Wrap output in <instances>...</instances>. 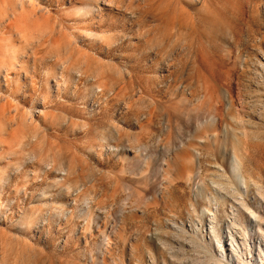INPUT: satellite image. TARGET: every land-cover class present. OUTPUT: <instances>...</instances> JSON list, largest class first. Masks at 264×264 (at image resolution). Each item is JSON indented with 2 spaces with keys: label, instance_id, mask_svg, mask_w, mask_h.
I'll use <instances>...</instances> for the list:
<instances>
[{
  "label": "rangeland",
  "instance_id": "rangeland-1",
  "mask_svg": "<svg viewBox=\"0 0 264 264\" xmlns=\"http://www.w3.org/2000/svg\"><path fill=\"white\" fill-rule=\"evenodd\" d=\"M31 1L51 18L28 23L31 44L8 20L0 30L23 55L0 74V264H264V114L246 98L264 93V0ZM236 50L251 57L246 74ZM62 66L82 73L69 82ZM230 83L251 118L247 194L213 146L199 175L188 161L171 172L164 150L189 101Z\"/></svg>",
  "mask_w": 264,
  "mask_h": 264
},
{
  "label": "bare ground",
  "instance_id": "bare-ground-1",
  "mask_svg": "<svg viewBox=\"0 0 264 264\" xmlns=\"http://www.w3.org/2000/svg\"><path fill=\"white\" fill-rule=\"evenodd\" d=\"M90 1H92V0H90ZM93 1H92V3H93ZM94 3H95V1H94ZM88 11H89L88 13H91V12L92 13H98V11H100L98 4L97 3L93 4V6H91L88 9ZM41 13H42V10L41 9L38 10V7L36 6V4H34L31 0H0V30L2 27L1 26L2 23H4L6 20H8V21H6L8 23H5V24H9L10 26L14 25V28H16V31L18 33L16 35L20 36L19 37L20 39L23 36L24 38H22L21 41L27 42V44H29L30 43L29 40H31L32 35H34L35 32L33 31V29H30L28 23L30 21H32V22L38 24L39 27L42 28L41 24L43 23V21L51 20L50 16L45 15V14H41ZM9 21H10V23H9ZM4 27H6V25H4ZM4 27H2V28H4ZM12 27L10 30H12ZM6 29H9V27ZM10 30H6V31H10ZM16 31H14V32H16ZM24 32H25V34H23ZM9 34H11L13 36L12 32L11 33L9 32ZM3 35L7 36V32L4 33V31H3V33L0 34V74H2V72L5 70H6V73L13 70L14 67H16L17 65L20 64L19 60L23 56V55H19L20 49L17 50L16 48L10 46L11 44H13V43H11L12 42L11 37H9L10 39L8 37H5L6 39L9 40V41L7 40L8 45L10 42L9 47H8V45H5L6 41H4L5 39L3 38ZM18 36H16V38H18ZM47 37L49 38V36H47ZM50 41H51V47L56 48V51H60V46L59 47L56 46V43H53L51 39H49V43H50ZM3 42H4V44H3ZM17 43H18V41H17ZM254 44L256 46H258L260 49L258 51V57L256 60H257V62H259V65L261 66L262 74H260L258 72L259 75L257 76V78L260 81L259 84L261 86H263V89H264V32L259 37L255 36ZM261 49H263V50H261ZM228 57L227 58L229 60H232L233 58H235V62H236L235 64L240 69V71H242L243 74H246L248 72L247 71V69L249 70L248 64H250L249 62L251 61V57L248 54H244L243 52H241V50H236L234 52H230ZM57 62H58V60H57V58H55L52 62V65L49 64V66L51 65V66L56 67ZM51 68L52 67H50V69ZM64 69L68 70L67 74H66L67 76L70 73H72V77H70V75H71L70 74L68 76L69 78H67V80L69 79V82H71L70 79H72V78H73L72 79V82H73L74 78L76 79L82 73V72L80 73L77 71H73V69H71L69 67H65V66H62L60 68V70H62V71H65ZM3 74H4V72H3ZM47 75H48V73L46 74V76ZM50 75H52V74H49V76ZM255 75H257V74L255 73ZM250 76H252V75L250 74ZM252 80H253V78H252ZM46 83H47L46 87L50 88L49 83L48 82H46ZM228 85L229 86H226L225 89H220L218 87H216V88L213 87L214 89H211L208 87V85H206L207 88L203 87L206 94L203 96L194 97L193 101H194V103H196V105L192 104V102L189 101L190 109L188 110V112L186 114L185 123L183 125L181 123H179L177 129L174 127L175 131H174L172 137L170 138L169 141H166V144L164 145V148H165V146L167 147L164 150L167 149L168 151H172V153H173V155L171 156L168 163L167 162L166 163L172 172V170L173 171L174 170L175 171H181V168L182 167L184 168L186 166L187 161H188L189 163L194 165V167L197 170V175H199L201 172L200 158L202 155H205V153L202 151L201 147H205L207 145L213 146L214 147L213 150L209 153L210 156L213 154L219 155V156H224V158H227L229 160L228 164H229V167L231 168V179L234 182V185L237 187V190L241 191L242 193L247 194V192L249 190V186H250L249 180H251V179H248V176L245 174L246 170L244 169V167H245V159L249 157V150L250 149H248V146L246 145V143H244V141L241 137V134H244V133L242 132V130H240V127H241V125L243 126V124H245V123L247 124L251 118L248 114L247 115L241 114L240 109L242 107L240 109L238 107L240 104H242L241 100L243 98H245V95H239V96H237L238 98H236V96H235L236 92L234 93L232 86H231V83ZM99 87H100V84H99ZM102 88H104V87L102 86ZM263 94L264 93H263L262 89L257 87L254 90L250 87V90L248 91V94L246 96V98L250 102L247 112L253 114L254 118H255V115H256V118H259V116H260V120L262 118L261 113L264 114V108H262L263 107L262 106L263 100L260 97ZM237 100H239V102L241 101V103L238 106L236 105ZM242 106H243V104H242ZM245 111H246V109H245ZM3 117H4V115L0 111V131L4 130L8 126L6 121L3 120L4 119ZM195 123H198V125H197L198 127L194 131H192L190 136L188 137V133L190 130L188 131L187 129L192 128ZM202 128H204L203 134L201 132ZM1 132H3V131H1ZM4 132H5V130H4ZM197 132L199 133L198 136H196ZM201 135H202V137H201ZM118 148L111 146L109 148V150L117 151ZM124 149H126V148H124ZM128 151H132V150L128 149ZM134 157H136V156H134ZM49 166H50L49 169L54 168V170H55V168H56L55 163L53 165H49V164L46 165V168ZM165 168L167 169V167H165ZM43 170H45V169H43ZM61 171H63V170L61 169ZM215 173H217V172H215ZM217 176H216V174H215V176H212L211 182H213L215 185H218V186L223 185L224 183H220V181L218 182L220 175L218 177ZM187 177H188V174H187ZM169 179H171V178H169ZM221 180H222V178H221ZM228 182H230L229 178H228ZM161 194H162V192H161ZM201 196L205 200H210V201L213 200L212 196H210L207 193H201Z\"/></svg>",
  "mask_w": 264,
  "mask_h": 264
}]
</instances>
